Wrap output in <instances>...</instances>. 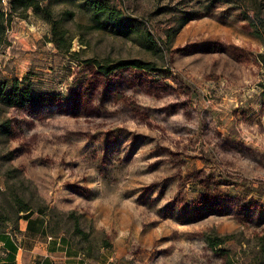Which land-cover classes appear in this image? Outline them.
Here are the masks:
<instances>
[{
    "label": "rangeland",
    "instance_id": "1",
    "mask_svg": "<svg viewBox=\"0 0 264 264\" xmlns=\"http://www.w3.org/2000/svg\"><path fill=\"white\" fill-rule=\"evenodd\" d=\"M39 2L63 39L29 9L0 50L39 97L0 104V229L27 209L99 264H264V0Z\"/></svg>",
    "mask_w": 264,
    "mask_h": 264
},
{
    "label": "crops",
    "instance_id": "2",
    "mask_svg": "<svg viewBox=\"0 0 264 264\" xmlns=\"http://www.w3.org/2000/svg\"><path fill=\"white\" fill-rule=\"evenodd\" d=\"M14 229H0V264H99L50 230L41 211L23 212Z\"/></svg>",
    "mask_w": 264,
    "mask_h": 264
},
{
    "label": "trees",
    "instance_id": "3",
    "mask_svg": "<svg viewBox=\"0 0 264 264\" xmlns=\"http://www.w3.org/2000/svg\"><path fill=\"white\" fill-rule=\"evenodd\" d=\"M92 6L95 9V12L98 11H108V7L103 5L99 2L92 1ZM3 0H0V50L7 46L8 40L6 38V32L9 27V22L13 18V16H18L20 18L25 17V12L29 9H32L35 13H38L39 11L43 12L45 14V19L47 22L51 24L52 27V36L56 37V34H59L60 39H63L62 33L58 32V22L55 20H51V12L48 8L42 7L40 5L39 0H10L9 1V7L8 10L5 11L2 7ZM251 26H253V31L256 36L260 38H264V30L258 31L256 28V25L252 22ZM58 30V31H57ZM55 40L56 47L59 51L68 53L70 45L67 44L66 46H63L64 44H61L60 42L62 40ZM149 64L141 63L139 61L135 60H129V61H118L114 63V66L112 67H106L103 69L108 73L112 72L115 69L121 68V67H129L134 66L140 69H149ZM21 83H18L17 81L12 82V84L7 83L5 80H0V104L3 105L6 108H16V109H26V107L34 105L39 100V97L34 96L31 93V89L29 86H21ZM24 209L21 208L20 211H23ZM29 210L25 209V212H28ZM208 243L212 248H215L217 245L220 244V241L217 240V238L209 236L207 238ZM89 257V255H88ZM91 257V256H90ZM225 264H230L229 261H226Z\"/></svg>",
    "mask_w": 264,
    "mask_h": 264
}]
</instances>
